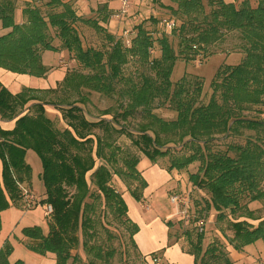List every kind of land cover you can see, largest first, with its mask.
<instances>
[{
	"label": "trees",
	"instance_id": "1",
	"mask_svg": "<svg viewBox=\"0 0 264 264\" xmlns=\"http://www.w3.org/2000/svg\"><path fill=\"white\" fill-rule=\"evenodd\" d=\"M26 1L37 3L35 7L24 8L28 14L26 21L15 23L12 15L15 5L0 0L1 26L11 28L0 36V68L44 75L47 69L42 52L60 51L52 42L49 29L53 28L61 48L81 66L91 69L89 73L67 72L61 84L47 89L54 93L60 90L78 93L77 99L50 102L61 113L65 122L62 129L47 116V103L37 98L30 87L12 93L0 83V118L16 119L12 129L0 127V211L9 206L22 207L25 195L29 198L32 176V167L26 161L29 149L40 157V177L45 185L43 198L35 199L32 195L30 198L44 205L45 211L47 206L52 207L46 214L47 233L36 225L23 228L22 234L29 240L25 242L27 248L38 254H52L54 264L77 260L80 249L90 258L88 264H109L114 248L98 243V224L111 238V222L100 221V214L104 219L110 215L112 221L126 223L136 247L133 236L138 225L128 216L126 200L112 181L119 177L134 184L129 192L137 201L142 199L147 181L137 168V154L118 143L122 134L152 163L180 145L179 151L183 153L172 158L167 171L198 162L197 171L189 179L206 192L203 205L206 212L215 210L218 221L230 216L232 236L227 240L234 248L241 249L264 238V218L254 215L249 207L251 202L264 201V0L252 3L242 0L239 6L225 0H174L188 17L178 25L180 43L206 50L225 34L235 33L241 40L243 58L236 64L218 68L210 84L212 93L203 102L200 81L194 86L186 81L175 84L170 81V65L163 63L174 55L173 47L167 37H162L161 57L150 60L154 75H143L141 82L120 88L117 108L103 110L104 115L111 117H100L97 121L86 117L80 103L86 102L88 96L80 93L81 89H89L88 94L91 91L111 94L115 83L123 81L120 72L127 62V53L150 59L151 36L138 26L131 48L122 47L121 41L111 34L107 35L109 49L85 48L73 23L89 20L82 17L74 1ZM205 5L209 7L207 13ZM58 6L60 11L51 10ZM44 8L48 12L42 15ZM156 99L158 105L175 111L176 117L167 120L154 114ZM136 113L144 120L132 129L130 117L135 118ZM217 137L226 139L223 148H213ZM194 220L199 221V217ZM250 220L259 222L254 225ZM166 224L173 226L171 221ZM202 241L203 235L198 234L192 249L184 248L194 255L195 262L199 259L200 264H231L222 242L209 243L202 251ZM171 244L169 240L168 245ZM8 254V247L0 249V264H30L21 259L11 263ZM150 257L159 264L155 253Z\"/></svg>",
	"mask_w": 264,
	"mask_h": 264
},
{
	"label": "rangeland",
	"instance_id": "2",
	"mask_svg": "<svg viewBox=\"0 0 264 264\" xmlns=\"http://www.w3.org/2000/svg\"><path fill=\"white\" fill-rule=\"evenodd\" d=\"M1 1L6 2L8 0ZM9 1L15 5V9L12 13L15 23L26 21L28 14L24 12V8L35 7L37 3L36 1L31 3L26 0ZM70 1H74L73 4L78 7L82 17L84 19L88 18L89 20V22L82 20L73 23L81 37L82 45L85 48L93 47L98 50L109 49L111 43L108 41V34H111L115 40L121 41V44L123 45L122 47L131 48L132 45H134L135 37L139 32L138 26H141L142 31L148 32L153 39H151L153 43L150 47L149 60L137 56H131L127 53V62L121 66L120 72L121 76H123V81L121 83H115V90L111 94L106 95L98 91H91L88 94L87 91H90L89 89L85 87L81 89L80 93L86 94L88 100L80 104L84 109L86 117L92 121H97L100 117H111L109 114L104 115L103 110L111 108V110L114 111L117 108V104L120 101V95L118 93L120 88L126 87L132 82H141V76L143 75H154V68H152L150 60L161 57L162 50L159 40L162 37H167L169 43L173 47L174 55L171 59H168L163 63L165 66L170 65V81L173 84L186 81V83L192 84L193 86L197 81H200L202 88L200 100L203 102H207L212 93L210 84L218 68L226 64H236L240 62L244 56V52L241 48V40L239 39V35L235 33L225 34L219 41L209 45L206 50L196 49L195 47L189 48L184 43H180L178 25L182 21L187 20L188 17L180 11L178 3L174 0H139L132 5L129 13L119 16L115 13V10L119 9L118 0ZM225 1L233 2L236 6H239L242 2V0ZM250 3H252V0ZM46 10L48 12V9H42V15H44ZM51 10L57 12L61 10V7H52ZM208 11L209 7L205 5V13ZM197 16L202 17V14ZM9 31H11V28L4 29L0 22V36ZM49 32L52 36L53 44L58 47L60 51L44 50L42 52V61L47 71L44 75L34 76L35 78L33 79V84L37 86L39 90L58 86V83L67 72H91V69L81 66L77 60L71 58L66 49L61 48V41L59 37L55 35L53 28H50ZM59 66L61 68H59ZM10 85L11 92L19 91L20 84L17 80L10 83ZM77 95L78 93L76 91L64 93L62 90L56 93L50 91L44 92V90H41L36 93L37 98L47 103L45 106L46 114L49 118L54 120L55 124L60 129L65 126V122L61 117V113L50 104V102L53 100L58 101L60 99H77ZM127 101L128 100L125 98V102ZM158 102L159 100L157 99L154 101V104L152 102L154 105L152 112L154 114L167 120L176 117L177 113L175 111L164 105H158ZM248 114L250 113L248 112ZM130 120L133 123L132 129H136L137 123L144 119L140 114L136 113V117H130ZM245 133L248 132H244V134ZM117 140L118 143L130 153L137 154L139 158L137 168L143 176L146 168H149V166L153 164H156L159 168L167 172L169 183L159 189L158 196L161 198L160 204L156 203L157 195H154L152 200H150V209L146 207L149 210L142 211L147 213L148 216L160 215L166 223L171 221L174 224V227L170 230V240L172 242L179 240L183 246V250L184 248L192 249V243L196 241L197 235L202 234V251L205 250L208 246L209 235L215 231L213 220L217 221V214L213 209L209 212L205 211L203 205L206 192L192 185V182L189 179L190 174L197 171L199 165L198 162L192 163L181 170L172 169L167 171L166 169L172 164V158L183 153V150L179 151L180 145H176V147L171 149L165 157H162L156 163H152L135 149L126 135H120ZM225 142L226 139L224 140L221 137H217L216 140L213 141V148H223ZM26 160L32 167L31 191L36 194V199L39 197L43 198L45 185L40 177L42 171L40 157L34 150L29 149L26 153ZM112 183L123 194L124 198L126 196L131 198L130 195L128 196L130 193L129 187H132L134 184L130 185L122 181L119 177H114ZM176 193H189L190 195L192 209L188 220L175 215V208L171 204L168 196L170 197V195ZM28 199L30 200L28 203L25 201L23 202L24 207L9 206L0 211V249L4 248V246L8 247V259L11 263L15 262L17 259H22L30 264H39V260L37 259H40L41 256L27 248V245L25 244V242H28L29 240L26 238L21 240L23 228L36 225L40 227L44 233L48 232V215L45 214L44 205L37 201L31 202L33 199L30 197ZM249 207L254 210V215L264 218V201L251 202L249 203ZM99 213L100 210L98 208V215ZM173 213L174 215L170 216ZM195 216H198L199 220L204 222V229L201 233L199 232L197 221L194 220ZM108 217V219H104L101 214L99 215L100 221L106 223L108 220L111 222L109 231L113 236L109 238L105 230L98 224V243L103 242L105 247L108 246L114 248L113 258L110 259L109 264H155L152 261V258L151 262H149L140 255L137 248L133 245L131 241L130 227H127L126 223H121L117 220L112 221L110 215H108ZM211 217H213V220H211ZM145 220L146 223H149L151 219L145 218ZM253 222L254 225H256L259 220H254ZM220 224V226L225 227L228 225V220L225 218ZM211 237H213V235L210 236V239ZM242 247L243 250H239L231 245L230 260L232 264H264V238H259ZM154 250H156L153 251L155 255L159 257V264L165 263L166 261L160 259L163 250ZM78 254L80 255H78V259H69L68 264L89 263L90 258L88 256L86 257L81 249L78 251ZM196 264H200L199 259L196 261Z\"/></svg>",
	"mask_w": 264,
	"mask_h": 264
},
{
	"label": "crops",
	"instance_id": "3",
	"mask_svg": "<svg viewBox=\"0 0 264 264\" xmlns=\"http://www.w3.org/2000/svg\"><path fill=\"white\" fill-rule=\"evenodd\" d=\"M59 68L61 67L59 66ZM66 74L67 73H65L64 77L58 83V85L63 82ZM34 78H35L34 76L26 74V73H14L6 69L0 68V83L6 88H8L10 91H11L10 83L16 80L20 84V89L18 92H20L23 88L30 87L32 89V93L36 95V93L40 92L41 90H44V92H47V89H52V88H47V89L39 90L37 86L33 84ZM12 93H17V92H12ZM15 120L16 119H1L0 118V127L3 129H12L15 125ZM143 177L147 181L148 185L143 190L142 199L140 201H137L132 197L130 193L128 194V196L130 195L131 198L127 196L125 197L126 203L128 205V216L133 222H135L138 225V231L134 234L133 239H134V243L140 255H142L146 260L151 262L150 254L154 253L153 251H156L154 249H157V250L162 249L163 253L162 255H160V259L162 261H166L165 263H162V264H196L194 255L187 253L185 250H183L182 244L179 240L173 241L171 245H168V241L170 240L169 233H170L171 228L174 227V224L170 228L168 227L166 222H164V220L160 217V215L148 216L147 213L143 212L144 210L150 209L149 208V205L151 204L150 200H152V197L154 195H157L156 203L160 204L161 198H159L158 196L159 189L163 188L165 185L169 183L168 178H167L168 177L167 172L159 168L156 164H153L149 166V168H146V170L144 171ZM31 179H32V176H31ZM29 187L30 189H32L31 183ZM31 195H32V198L35 197L36 199V194H34L32 191L30 192L28 197H31ZM24 201L28 203V198L26 195L24 197ZM33 201L35 202V200ZM146 207H148L149 209H147ZM173 215L174 213L171 214L170 216H173ZM145 218L151 219L149 223H146ZM226 219L229 220L230 216L228 215ZM211 220H213V217H211ZM221 221L213 220L215 224V231L209 235L208 244L215 242V241L222 242L226 246V251L230 258L231 244H229L227 238L232 236V230L229 225H226L225 227L220 226ZM250 221L254 224L253 222L254 220H250ZM32 226H35V225H32ZM211 235H213V237H211L210 239ZM23 238L25 237L22 234L21 240H23ZM239 250H243V247ZM39 256H41L40 259H37L39 260L38 262L39 264H54L55 263V260L52 257L53 255L50 253H47L46 255L39 254ZM158 261L160 262L159 257H158Z\"/></svg>",
	"mask_w": 264,
	"mask_h": 264
},
{
	"label": "built area",
	"instance_id": "4",
	"mask_svg": "<svg viewBox=\"0 0 264 264\" xmlns=\"http://www.w3.org/2000/svg\"><path fill=\"white\" fill-rule=\"evenodd\" d=\"M119 9L115 10L117 16L125 15L129 13L132 5L139 0H118ZM170 202L175 208V215L182 219L188 220L190 211L192 209L189 193H176L170 195ZM52 210L51 206H47L45 213L48 214ZM199 231L204 229V222L202 220L197 221Z\"/></svg>",
	"mask_w": 264,
	"mask_h": 264
}]
</instances>
